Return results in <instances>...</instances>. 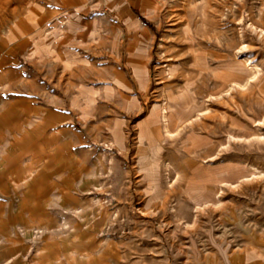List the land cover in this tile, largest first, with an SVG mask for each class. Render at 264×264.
I'll return each mask as SVG.
<instances>
[{"label": "rangeland", "instance_id": "rangeland-1", "mask_svg": "<svg viewBox=\"0 0 264 264\" xmlns=\"http://www.w3.org/2000/svg\"><path fill=\"white\" fill-rule=\"evenodd\" d=\"M48 1L0 0V112L13 122L27 98L70 112L68 145L37 165L64 172L71 197L49 223L7 226V264H229L264 249V0H160L145 48L106 17L98 51L72 39L70 55L67 20L37 31Z\"/></svg>", "mask_w": 264, "mask_h": 264}, {"label": "crops", "instance_id": "crops-1", "mask_svg": "<svg viewBox=\"0 0 264 264\" xmlns=\"http://www.w3.org/2000/svg\"><path fill=\"white\" fill-rule=\"evenodd\" d=\"M159 2L49 0L46 6L38 9L37 17L41 25L37 31H43V26L45 29L50 26L56 28L62 20H67L68 30L63 44L68 43V55L72 54V49H75L72 47L77 45V41L79 50H94L96 53L102 19L114 17L125 25L121 34L126 31L128 46L141 50L153 34L143 22H148L156 14ZM103 32H113L112 26L105 27ZM13 38H8L13 46L26 47L27 41L18 42ZM72 39L77 40L76 44L72 43ZM22 100L15 105L13 122H2L7 116L5 112H0V242L11 239L8 238L7 226L49 223L54 209L57 206L62 209L63 202H68L71 197L69 188L64 185L65 173H55L54 169L47 167L40 169L37 163H53L55 155L61 154L60 151L68 145L70 136L66 129L72 122V115L64 108L51 109L42 101ZM14 256L0 248V264H7ZM229 264H264V249L255 245L239 251Z\"/></svg>", "mask_w": 264, "mask_h": 264}, {"label": "built area", "instance_id": "built-area-1", "mask_svg": "<svg viewBox=\"0 0 264 264\" xmlns=\"http://www.w3.org/2000/svg\"><path fill=\"white\" fill-rule=\"evenodd\" d=\"M88 1H90V2H95V1H97V0H88ZM99 1V0H98Z\"/></svg>", "mask_w": 264, "mask_h": 264}, {"label": "trees", "instance_id": "trees-1", "mask_svg": "<svg viewBox=\"0 0 264 264\" xmlns=\"http://www.w3.org/2000/svg\"><path fill=\"white\" fill-rule=\"evenodd\" d=\"M144 22H146V21L144 20Z\"/></svg>", "mask_w": 264, "mask_h": 264}]
</instances>
